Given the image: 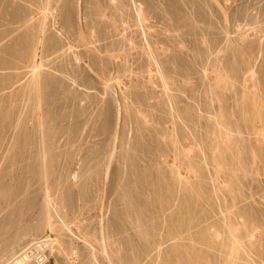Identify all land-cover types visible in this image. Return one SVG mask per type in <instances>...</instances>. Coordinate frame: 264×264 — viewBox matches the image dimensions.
I'll return each instance as SVG.
<instances>
[{"label": "rangeland", "instance_id": "rangeland-1", "mask_svg": "<svg viewBox=\"0 0 264 264\" xmlns=\"http://www.w3.org/2000/svg\"><path fill=\"white\" fill-rule=\"evenodd\" d=\"M38 242L264 264V0H0V264Z\"/></svg>", "mask_w": 264, "mask_h": 264}, {"label": "bare ground", "instance_id": "bare-ground-1", "mask_svg": "<svg viewBox=\"0 0 264 264\" xmlns=\"http://www.w3.org/2000/svg\"><path fill=\"white\" fill-rule=\"evenodd\" d=\"M44 245L45 243L41 244V242L40 243L38 242L37 247H34V248L32 247L33 249H28V250L23 251L9 264H28L29 262L36 260V259H37L36 261H38L40 264V262H42V258H40V256H42L41 252L45 248Z\"/></svg>", "mask_w": 264, "mask_h": 264}, {"label": "built area", "instance_id": "built-area-1", "mask_svg": "<svg viewBox=\"0 0 264 264\" xmlns=\"http://www.w3.org/2000/svg\"><path fill=\"white\" fill-rule=\"evenodd\" d=\"M44 254H42V256H40V258H42V264L46 263V261H48L49 257L46 256V254L48 255V252L46 250V252H43Z\"/></svg>", "mask_w": 264, "mask_h": 264}]
</instances>
